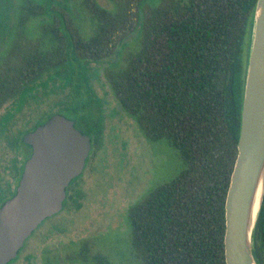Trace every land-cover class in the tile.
Returning <instances> with one entry per match:
<instances>
[{
    "label": "trees",
    "instance_id": "16d2710c",
    "mask_svg": "<svg viewBox=\"0 0 264 264\" xmlns=\"http://www.w3.org/2000/svg\"><path fill=\"white\" fill-rule=\"evenodd\" d=\"M84 1L94 25L89 35L65 7L52 8L56 0L25 3L19 14L47 17L41 22L46 41L24 49L18 40L9 60H0V107L47 71L67 68L77 97L65 105L73 115L68 118L91 138L93 152L103 116L81 75V61L111 55L139 24L138 46L123 64L107 68L105 77L144 137L168 139L184 167L128 208L132 246L142 264H226L225 196L237 155L256 0H110L111 9ZM24 159L20 165L12 159L16 179ZM86 245L78 257L83 260ZM253 252L264 264V195ZM92 262L111 264L98 252Z\"/></svg>",
    "mask_w": 264,
    "mask_h": 264
},
{
    "label": "rangeland",
    "instance_id": "374dc122",
    "mask_svg": "<svg viewBox=\"0 0 264 264\" xmlns=\"http://www.w3.org/2000/svg\"><path fill=\"white\" fill-rule=\"evenodd\" d=\"M94 1L107 9L113 7L110 0ZM84 2L56 0L52 8L65 7L89 35L94 25ZM21 9L26 8L15 2L5 17L8 30L0 35V60H9V48L18 40L26 44L24 49L46 41L41 22L47 17L21 15ZM139 26L111 55L81 61V75L101 104L103 127L99 145L75 179V189L81 194L44 219L24 241L19 257L10 264H93L92 255L97 252L104 254L111 264H142L132 246L128 208L178 175L184 164L178 149L168 139L150 141L144 137L135 120L120 106L105 77L107 68L123 64L129 52L138 46ZM67 76V68L49 70L0 107V201L7 194L6 178L10 189L16 184L14 168H10L12 159L18 165L23 161L19 136L21 139L34 124H41L54 113L73 117L66 107L77 97ZM13 139L15 144L10 143ZM53 224L56 229H50ZM84 243L89 255L86 260L78 258ZM57 253L56 263L52 255Z\"/></svg>",
    "mask_w": 264,
    "mask_h": 264
},
{
    "label": "water",
    "instance_id": "95a60500",
    "mask_svg": "<svg viewBox=\"0 0 264 264\" xmlns=\"http://www.w3.org/2000/svg\"><path fill=\"white\" fill-rule=\"evenodd\" d=\"M22 139L31 153L14 193L0 205V264L14 259L32 231L61 210L66 187L82 172L91 148L90 137L60 113L24 133ZM263 195L264 0H256L237 155L225 196L226 264H259L253 252V232Z\"/></svg>",
    "mask_w": 264,
    "mask_h": 264
},
{
    "label": "flooded vegetation",
    "instance_id": "af4514ba",
    "mask_svg": "<svg viewBox=\"0 0 264 264\" xmlns=\"http://www.w3.org/2000/svg\"><path fill=\"white\" fill-rule=\"evenodd\" d=\"M15 2H17L18 4L20 3L22 6H24L25 5V3H27V0H0V35H2L1 33L2 32H6L7 30H8V28L6 27V23H7V19H5V17H7L8 15H9V13H10V10H11V7L13 6V4L15 3ZM39 124L38 123H36V124H34V126H33V128L31 129V130H33L36 126H38ZM30 131V130H29ZM27 132V131H26ZM25 132V133H26ZM22 134V133H21ZM24 134V133H23ZM21 136H23V135H21ZM21 139H22V137H21ZM14 140V139H13ZM12 140V141H13ZM18 140H19V138H18ZM23 140V139H22ZM19 142H20V140H19ZM90 142H91V138H90ZM25 144V146L27 147V150H26V148H24V146L22 145V143L20 142V146L23 148V155L25 154V153H28L29 152V154H28V156L30 155V153H31V147L28 145V144H26V143H24ZM29 146V147H28ZM92 147H93V145H92V143H91V148H90V151H89V154H88V156L86 157V160H85V164H84V167H83V169L86 167V165H87V162H88V160H90V157H91V152H92ZM27 156V157H28ZM26 157V158H27ZM26 158L24 159V156H23V159H24V161L26 160ZM89 158V159H88ZM24 163V162H23ZM11 167V166H10ZM12 168V167H11ZM83 171V170H82ZM82 173V172H81ZM80 173V174H81ZM79 174V175H80ZM13 177L15 178V181H16V184H15V186H14V188L13 189H10V187H11V185H10V183L7 181V178H6V180H5V188H4V190L7 192V194H6V196L0 201V205L8 198V197H10L11 195H12V192H13V190L15 191V188H16V185H17V183H18V180H19V178H20V176L18 177V179H16V174H15V171L13 172ZM78 175V176H79ZM77 177V176H76ZM74 179V178H73ZM73 179L71 180V181H73ZM71 181L69 182V184H68V186L66 187V195H65V197H64V200H63V205H62V208L61 209H63V208H65V206H64V201H65V199H67V201L69 200V199H73L74 197L73 196H75V195H80L81 193H80V191L79 190H76L75 188V182L76 181H74L73 183H71ZM72 197V198H71ZM75 199V198H74ZM46 219V218H45ZM43 222V221H42ZM40 225V224H39ZM38 225V226H39ZM37 226V227H38ZM36 227V228H37ZM49 227H51L50 229H52V228H54V229H56V227H55V225L53 224V225H51V226H49ZM35 228V229H36ZM48 228V227H47ZM46 228V229H47ZM34 229V230H35ZM33 230V231H34ZM33 231H32V233H33ZM31 233V234H32ZM30 234V235H31ZM29 235V236H30ZM28 236V237H29ZM27 237V238H28ZM26 238V239H27ZM25 239V240H26ZM24 240V241H25ZM23 247V246H22ZM21 247V248H22ZM21 248L18 250V253H17V255H16V257L14 258V259H12V260H10L8 263H6V264H10V263H12L13 261H15L18 257H19V254H20V251H21ZM23 249V248H22ZM58 253L57 254H54V255H52V257H55V261H56V263H57V260H58Z\"/></svg>",
    "mask_w": 264,
    "mask_h": 264
},
{
    "label": "bare ground",
    "instance_id": "6f19581e",
    "mask_svg": "<svg viewBox=\"0 0 264 264\" xmlns=\"http://www.w3.org/2000/svg\"><path fill=\"white\" fill-rule=\"evenodd\" d=\"M258 208V202H257V206H256V209Z\"/></svg>",
    "mask_w": 264,
    "mask_h": 264
}]
</instances>
